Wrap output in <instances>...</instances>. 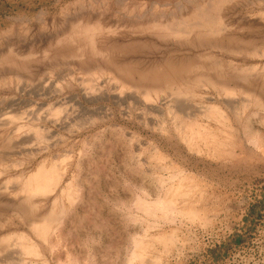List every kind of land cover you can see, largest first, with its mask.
Returning a JSON list of instances; mask_svg holds the SVG:
<instances>
[{"label":"rangeland","instance_id":"obj_1","mask_svg":"<svg viewBox=\"0 0 264 264\" xmlns=\"http://www.w3.org/2000/svg\"><path fill=\"white\" fill-rule=\"evenodd\" d=\"M178 183L202 220L158 206ZM0 264H264V0H0Z\"/></svg>","mask_w":264,"mask_h":264},{"label":"bare ground","instance_id":"obj_2","mask_svg":"<svg viewBox=\"0 0 264 264\" xmlns=\"http://www.w3.org/2000/svg\"><path fill=\"white\" fill-rule=\"evenodd\" d=\"M205 117L207 120H215L225 126L222 115L216 111L208 110ZM208 126L209 124L206 123L200 124L187 122L184 124V131H182V134L180 135L187 148L191 152L200 154L204 153V155L217 157L218 159L231 157L233 152L226 151L225 148L228 144L222 138L221 134L218 131L210 130ZM129 137L132 138L130 139L132 144V140L135 139V137ZM135 146L137 145L135 144ZM131 147L134 148L133 145H131ZM62 182H64V171L61 172L53 167L41 165L37 171L29 177L28 191L32 193H45L55 190ZM157 182L160 185L164 184V180L161 177H158ZM199 200L200 197L197 199L193 194V187L191 185H181L178 183L176 186L170 187L165 192L163 198H160L157 201V204L162 208L174 207L185 218L202 220L204 218L203 210L201 208L198 210V208L193 205V203H200ZM141 203V201H136L135 206L140 205ZM163 239L164 237L159 236L155 241L163 243ZM21 242H24L21 245V250L24 255L37 257L36 255L38 251L34 246H31L32 244L25 243V241ZM145 253L148 252L144 246L140 252L134 253L135 260H141Z\"/></svg>","mask_w":264,"mask_h":264}]
</instances>
